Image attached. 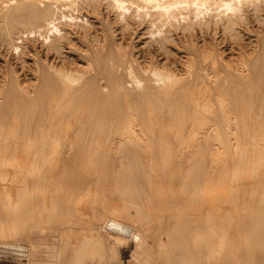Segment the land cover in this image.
<instances>
[{
  "label": "bare ground",
  "instance_id": "bare-ground-1",
  "mask_svg": "<svg viewBox=\"0 0 264 264\" xmlns=\"http://www.w3.org/2000/svg\"><path fill=\"white\" fill-rule=\"evenodd\" d=\"M66 1L67 11L41 9L39 0H0V37L19 50L15 38L18 31L28 35L38 30L47 37L48 30L54 28L47 27L46 22L66 19L89 38L85 23L75 11L80 3L92 8L105 4L114 12L115 22L125 27L132 20L148 22L155 39L166 32L165 28L168 32L182 29L181 39L191 44L181 47L190 52L185 60L174 59L167 44L161 42L162 58L150 51L136 55L114 42L118 47L115 54L105 32L95 37V46L83 50L82 63L76 59L70 64L67 60L61 65L50 63L48 72L38 64L35 80L30 83L24 74L25 61H21L22 68H0V179L6 178L9 168L15 170V185L0 186L4 200L0 204V232L25 233L28 244L39 247L34 241L38 224L33 221L51 222L49 214L39 213V207L43 204L45 209L56 208L70 178L68 168L60 166L63 161L57 153L63 147L65 155H70L76 140L90 137L88 147L100 148L105 139L116 158L108 172L109 189L106 187L103 200L99 190L92 189L99 185L100 177L80 184L83 174H74L77 183L69 195H78V202L85 201L92 212L101 210L104 225L90 226L89 230L97 235L82 237L72 264H90L96 255L101 263L108 256H117V246L128 242L143 252V260L135 254L141 264H167L175 242L187 244L184 264H264V20L260 19L264 0ZM245 6L254 8L259 22L256 32L249 12H243ZM212 30L215 35L221 32L220 42L207 41ZM243 31L251 36L255 32V39L245 43ZM59 48L55 40V49ZM109 50L110 56L103 60ZM17 57L21 58L19 52ZM5 99L12 103L13 115L9 118ZM21 102L29 106L23 109ZM161 119L167 123L164 128L160 127ZM188 122L199 125L201 137L198 141L191 138L196 141L191 145V155L198 156V160L197 164L178 169L181 175L177 177V191L183 203L177 207L178 219L167 223L162 209L154 205L156 195L165 198L167 192L158 160H151L140 170L134 149L154 150L153 135L170 147L175 143L169 138L175 136L173 140L180 146L182 125ZM93 123L95 127L91 128ZM145 123L151 125L143 127ZM61 134L68 138L63 139ZM209 134H215L222 144L225 141L230 164L238 169L249 168L261 177L259 205L239 201L242 185L241 189L236 184L224 186L218 192L221 188L217 182L216 186L213 172L226 152H219L220 159L217 155L210 163L214 135ZM141 173L146 184L140 182ZM20 241L16 251L19 256L27 255L28 244Z\"/></svg>",
  "mask_w": 264,
  "mask_h": 264
},
{
  "label": "rangeland",
  "instance_id": "rangeland-1",
  "mask_svg": "<svg viewBox=\"0 0 264 264\" xmlns=\"http://www.w3.org/2000/svg\"><path fill=\"white\" fill-rule=\"evenodd\" d=\"M39 4L41 9L60 8L63 9L64 11H67L69 9L67 7L68 4L66 0H39ZM253 9H254L253 6L251 7L245 6L243 12H247V13L249 12L251 16V24L253 26L254 31L256 32L259 22L256 19V17H254ZM263 14H264V8L260 12V19L262 20H264ZM75 15L80 19L81 23H85L86 29L87 31H89L88 33L90 34L89 38H85V36L83 37V35L79 33L81 29L77 28L76 26H71L69 23H67L66 19H63L60 22H51V21L46 22L47 27L54 28L53 31L48 30L47 37L41 31L38 30L35 33H29L28 35L20 34V31H18L15 38L17 39L16 41H19L17 44V46H20L19 50L16 49V46L11 47L8 44L6 38L0 37V64H1L0 68L4 70L8 67V69L11 70V66L14 65H17V67L22 68L21 61H25L26 66H25L24 74L25 76L26 75L28 76L26 77L28 78V81L30 83L35 80L36 77L35 73L37 72L39 65L42 68H45L46 71L48 72V65L50 63L61 65L63 63V60L65 61L67 60L66 63L70 64L71 61H73L74 59L82 63V60H84L83 55L85 54L84 53L85 51L83 50H85V48L87 49L90 46L91 47L95 46L96 45L95 37L97 35L104 36L106 33L108 34V38L110 37L109 38V42L111 43L110 50L115 54L117 53L116 49H118L116 44L119 45L122 44V48L130 50L131 53H135L136 55L138 54L140 55L142 53L144 54V52L150 51L154 54H160L159 58L163 57V53L161 52L162 50L160 49L161 45L163 44H167L170 53L172 55V58L174 59L178 58L180 60H185L188 53L190 52L188 48L181 47V45L187 46L191 44V43H185L182 40L183 38L181 39L180 36L182 35V29L173 28L171 32H168L167 31L168 28H165L166 32H164L162 36H159L158 38L155 39L152 36V34H150V27L148 22L146 21L139 22L132 20L130 24L127 27H125L123 23L120 24V22L118 23L115 22L114 12L109 10V8H107L105 4L98 5L97 8H92L87 5H82L80 3L79 8L75 11ZM255 32H252V34L254 35ZM243 33H244L245 43L255 39V36L253 35L251 36L248 32L246 33V31H243ZM221 35H222L221 32L215 35L212 30L209 32V34H207L208 36L207 41L210 43L220 42ZM20 37L22 38V40H20ZM166 37L169 38L167 42L165 40ZM197 38L199 43L202 44L201 37L199 36ZM55 40H57V42L60 44L59 51L55 49ZM110 50L104 55L103 60L107 59L110 56V52H111ZM18 52H19V56L21 57L20 59H18L17 57ZM79 58H81V60ZM1 69H0V78L3 75L2 74L3 70ZM21 71L23 72V69H21ZM5 102H6L5 103L6 115L9 118L11 117V115H13V108L11 106L12 103L10 102L9 99H5ZM21 104L23 109L29 106V103H26L27 105L25 106L23 105V102H21ZM63 113H66V111H63L62 114ZM159 124L160 127L162 128L167 126V123L164 122L163 119L159 121ZM149 125H151V123L149 124L145 123L143 124V127H149ZM182 126H184V130L182 133V144L180 146L176 141L173 140V137L175 136L169 138V140L175 143V145L170 147L169 145L163 146V144H161L160 142L159 137L153 135L152 137H153L154 150L148 147H146V149L145 148L134 149V152L136 153V157H138L141 163L140 170L143 169L148 164H150L151 160L155 162H157L158 160L157 167L166 184L167 192L165 198L164 195L161 194L156 195L154 205L162 209L161 212L166 217L167 223H170L171 221L173 222L178 219L179 211L177 207L182 205L183 203L182 202L183 197H181V195L177 191L178 190L177 185H179V180H178L179 178L177 177H180L181 175L180 171L178 172V169L179 167L187 168V166H190L191 164H197V160H198V156L194 154L191 155V145H193L196 141L199 140L198 138L201 137V133L199 132V125L197 123L196 124L193 123L192 125L188 122L187 124ZM90 127L94 128L95 123H93ZM176 132L177 131H174L173 135H176L175 134ZM61 135L65 140L68 138V135L65 134H61ZM203 135L206 134L204 133L202 134V136ZM209 135H212L211 137H213L214 135L213 137L214 140L211 139L214 142H212V145L209 148L210 163H211V159H215L217 155L218 156L216 158L218 159H220V157L222 158L221 159L222 161L216 159L220 162L217 161L219 163V166L217 163L215 167L216 170L214 169L215 172H213V175L215 174L213 176L215 184L216 182L217 184L218 183L220 184L222 182L220 185L218 184V187L221 188L220 189L217 187L218 189H220L218 192L224 190L226 187H228V185L229 187H231L232 185L236 184L239 185V189L242 188L240 190L242 196L241 194L240 196L242 197L243 200L240 199L241 197L239 196V201L241 200L247 202L246 204L250 206L259 205L258 197H257V192H258L257 189L259 187V183L261 182L260 181L261 177H259L257 173L252 172V170L250 171L249 168H246V170L245 168L238 169L237 166L230 164L228 162V149L225 141H223V144L225 145L224 146L225 149H224L222 148L223 147L222 140L221 141L218 140L215 137V134H209ZM191 138L193 140L196 139V141H192ZM91 140L92 139L90 137L87 138L82 137L76 140L77 144H75V149L73 152L70 153V155L67 156L65 155V149L63 147H61L60 151L57 153V155L59 154L60 155L59 156L56 155L57 158L61 159V160L59 159L60 161H63L62 165L60 164V166L63 168H68V174L70 178L68 180V186L65 188L64 193L57 201L56 208L45 209L43 204H41L39 207L40 210L39 213L42 215L49 214L51 221L49 224L46 223L45 219H37L33 221L34 224H38L37 225L38 228L35 231L36 238L34 237V241L37 243V245H39V247H35L34 245L30 246L31 244L30 240L29 242H27L29 238L25 233H21L20 235H15L9 232H0V264H57L56 262H57L58 254L61 255L58 264H72L74 253L78 248L82 237L84 235L93 236V237L97 235L96 231L89 230V228L90 226H95L96 228L102 227L104 223L101 222L102 219L104 218V214L101 212V210L98 209L95 210L94 212L89 210L88 205L85 201L79 203L78 200L80 199V197L78 195H76L75 197L69 195V192H71L72 190V185L77 183L74 180L75 173L83 174L84 178L83 179L81 178L80 184H85L86 182H90L91 180H95L98 179V177H100L99 185L97 187L95 186V188L92 189L96 190L97 188L99 190V192L102 195L100 198L101 200H103L104 198L103 197L104 193L108 192L106 191L107 188L109 189L108 172L115 162L116 154L114 151L110 150L109 148L110 144L106 142L107 140L105 139L102 140L104 146L100 148H90L88 147V144L91 142ZM215 141H217L219 144ZM213 143H217L215 144L216 146ZM217 146L219 147L217 148ZM174 148L177 152H175ZM188 150H190V152ZM222 150H225L223 152H226L224 153V155H226L225 158L223 154H222L223 156L219 157V155H221V153L219 152H222ZM170 152H172L171 155H169ZM188 152L190 153V156H188L189 155ZM183 153L185 155H183ZM156 156L158 159L156 158ZM183 158L185 159L186 162L185 161L182 162V160H184ZM226 158L227 160L225 161L224 159ZM176 160H179V162H177ZM160 163L162 167L160 166ZM10 170L12 171L14 169L9 168L7 170L6 178L0 179V186L1 185L3 186L4 184L9 186L15 185L14 181L12 180L13 175L15 174L14 173L15 170L12 172ZM176 171L177 173H175ZM240 177H242L241 178L242 181H240ZM216 178L219 180L216 181L217 180ZM139 179L140 182L146 184L147 182L146 178L143 176L142 173L140 174ZM225 181L226 184H224ZM235 181L236 183H234ZM245 183L247 185H245ZM248 191H250V194ZM246 195L248 196V198H246ZM41 197L39 196V198ZM3 201L4 200L0 197V204H2ZM113 201L117 203L115 199ZM102 202L103 201H100L101 204ZM262 208L264 209V206ZM174 215H176L177 217H175ZM42 228H46L45 229L46 231L43 232ZM18 238L22 239V242L25 243L26 245L30 243L28 244L27 255L19 256L18 252L16 251V248L21 245L20 243L21 241ZM35 239H37V241ZM117 248H118L117 256L115 257L108 256L105 260L101 261L100 263V256L96 255L91 260L90 264H141L140 262L136 261L135 254H138L141 260L145 258V256H143L142 251L141 252L139 251L140 252L139 253L136 250V246L133 242L121 244L117 246ZM186 248H187L186 242L185 243L175 242L171 246V257L166 261V263L184 264L185 259L183 257V254L186 252ZM162 262L164 263V261Z\"/></svg>",
  "mask_w": 264,
  "mask_h": 264
}]
</instances>
